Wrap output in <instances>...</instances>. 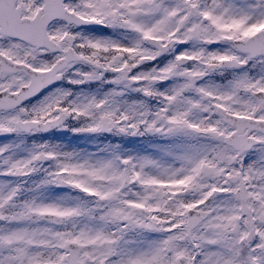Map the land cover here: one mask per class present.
Instances as JSON below:
<instances>
[{"label":"snow or ice","instance_id":"1","mask_svg":"<svg viewBox=\"0 0 264 264\" xmlns=\"http://www.w3.org/2000/svg\"><path fill=\"white\" fill-rule=\"evenodd\" d=\"M0 264H264V0H0Z\"/></svg>","mask_w":264,"mask_h":264},{"label":"rangeland","instance_id":"2","mask_svg":"<svg viewBox=\"0 0 264 264\" xmlns=\"http://www.w3.org/2000/svg\"><path fill=\"white\" fill-rule=\"evenodd\" d=\"M61 138L70 142V143H78L77 138L71 137L67 133H64ZM129 142L131 143V140ZM80 146H83V144H80Z\"/></svg>","mask_w":264,"mask_h":264}]
</instances>
